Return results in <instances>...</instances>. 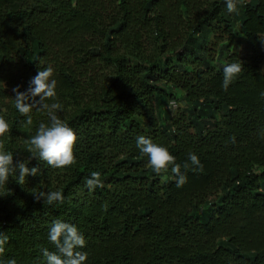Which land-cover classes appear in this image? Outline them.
I'll return each mask as SVG.
<instances>
[{
    "label": "trees",
    "instance_id": "16d2710c",
    "mask_svg": "<svg viewBox=\"0 0 264 264\" xmlns=\"http://www.w3.org/2000/svg\"><path fill=\"white\" fill-rule=\"evenodd\" d=\"M227 13L226 0H0L6 150L31 156L26 141L48 117L33 108L27 125L12 89L26 91L48 66L57 87L47 102L62 105L78 136L74 165L33 158L37 175L0 187V264H46L57 219L84 235L85 264H264V0H237ZM237 23L244 55L231 50ZM232 62L243 69L224 90ZM174 99L187 108L172 112ZM140 135L181 165L195 153L202 170L182 167L177 187L170 168L148 166ZM93 171L103 186L89 189ZM34 190L64 201L36 202Z\"/></svg>",
    "mask_w": 264,
    "mask_h": 264
},
{
    "label": "clouds",
    "instance_id": "9594fccd",
    "mask_svg": "<svg viewBox=\"0 0 264 264\" xmlns=\"http://www.w3.org/2000/svg\"><path fill=\"white\" fill-rule=\"evenodd\" d=\"M226 7L229 13L236 12L237 0H226ZM242 69L241 62H232L223 67L222 87L224 90H227L229 84L242 72ZM53 75V67L48 66L39 70L30 80L26 91L21 92L19 86L12 89L15 93L14 106L20 114L27 117V125L33 123L32 117L29 115L33 108L46 112L48 121L40 122L35 134L26 141L29 146L28 151L31 153L29 159L14 161L13 153L6 150L5 145V138L11 131V126L3 116H0V187L7 184L10 176L15 177L16 182L23 185L28 175H37L38 167H28L33 158L42 160L49 167L56 169L70 167L77 162L74 147L78 136L69 123L57 114L62 110V105L56 102H47L56 97L57 81L52 78ZM36 97H39V100H36ZM232 140L235 142V137H232ZM136 147L143 156L148 158V166L156 174H160L162 171L167 172L170 168L177 178V187H182L187 182V176L181 172L182 167L188 169L191 165L202 170V164L195 153H189L188 159L181 165L176 162V157L168 147L154 143L151 138L143 135L137 136ZM85 184L89 189H94L97 186L102 187L100 172H91L90 176L85 179ZM31 194L36 202L43 200L48 205L64 201L61 191L34 190ZM48 239L56 250L41 249L46 264H85L88 254L78 249L85 247L86 240L76 225L60 219L54 220L49 229ZM7 241L8 236L0 232V254L4 253V245ZM6 264H17V261L14 258L9 259Z\"/></svg>",
    "mask_w": 264,
    "mask_h": 264
},
{
    "label": "rangeland",
    "instance_id": "374dc122",
    "mask_svg": "<svg viewBox=\"0 0 264 264\" xmlns=\"http://www.w3.org/2000/svg\"><path fill=\"white\" fill-rule=\"evenodd\" d=\"M233 16H234V12H232V13H229L228 12L227 13V18L229 20H232L233 19ZM240 32H241V26H240V23H237L236 26H235V33L238 34V35L236 37L235 44H234V46L232 47L231 50L234 51V52H236V53H238V54L244 55L245 54V52H244L245 39H244V37L242 36V34ZM216 58H218V55L217 54H216ZM218 60L219 59H217V62H218ZM218 63H220V62H218ZM175 94L177 96H181L182 95V92H180L178 90H175ZM175 100L176 99H174L172 101V104H174V105H170V110L172 112H175L177 110L176 109L177 106H178V108H181V109L187 108V104L185 103V101H183L182 99H179L177 101H175ZM157 108L159 110V105L157 106Z\"/></svg>",
    "mask_w": 264,
    "mask_h": 264
},
{
    "label": "built area",
    "instance_id": "2783aa9c",
    "mask_svg": "<svg viewBox=\"0 0 264 264\" xmlns=\"http://www.w3.org/2000/svg\"><path fill=\"white\" fill-rule=\"evenodd\" d=\"M171 105H174V104L171 103ZM175 106H176V105H175ZM175 106H174V107H175Z\"/></svg>",
    "mask_w": 264,
    "mask_h": 264
}]
</instances>
